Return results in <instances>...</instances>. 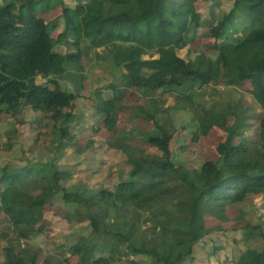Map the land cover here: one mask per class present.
Listing matches in <instances>:
<instances>
[{"label":"trees","instance_id":"trees-1","mask_svg":"<svg viewBox=\"0 0 264 264\" xmlns=\"http://www.w3.org/2000/svg\"><path fill=\"white\" fill-rule=\"evenodd\" d=\"M51 1L0 0V116L12 119L17 132L31 111L36 114L30 121L35 143L46 142L55 153L78 146L69 123L77 116L84 75L77 73V92L63 89L60 79L71 73L67 66L82 69L85 51L105 48L121 73L118 82L95 89L96 111L103 115L105 127L115 130L127 90L138 91L142 103L132 107L154 127L145 140L152 150L118 140L117 147L128 150L133 168L112 189L101 187L88 195L68 190L64 184L70 171L52 160L1 167L0 223L5 222L10 232L1 233L6 242L0 264H37L41 258L44 264H71L72 256L78 264H120L121 247L125 255L138 257L130 260L132 264H181L187 257L192 259L195 246L212 230L221 229L208 228L206 216L228 221L229 205L264 192V0H232L228 11L216 15L210 9L203 19L196 3L217 0ZM54 5L60 7L63 25L56 36L51 35L56 21L49 23L39 15ZM238 19L244 25L235 35ZM198 28H205L203 36L213 39L205 47L214 50V56L180 55L178 50L192 42ZM58 44L72 50L57 51ZM37 76L44 81H37ZM244 83H249V92L262 110L253 140L245 135L251 124L240 102L215 109L194 100L210 85ZM105 90L110 92L106 97ZM167 93L177 98L173 110L191 113L189 123L180 127L191 129V140L212 127L222 131L216 159L204 161L200 168L173 160V136L179 129L164 106ZM55 201L68 206L61 215L69 224L87 221L90 234L72 244L47 235L51 228L44 213ZM159 205L163 217L176 225L164 235L140 234V213ZM110 211L132 217L128 228L101 216ZM245 227L257 230L264 239L258 225ZM41 234L46 248L33 243ZM233 264H264V244L261 249H241Z\"/></svg>","mask_w":264,"mask_h":264},{"label":"rangeland","instance_id":"rangeland-1","mask_svg":"<svg viewBox=\"0 0 264 264\" xmlns=\"http://www.w3.org/2000/svg\"><path fill=\"white\" fill-rule=\"evenodd\" d=\"M52 0L50 4L54 3ZM64 3L71 4L72 0H63ZM232 6V0H217L216 2L196 3V9L201 12L203 19L213 9L216 15L228 11ZM60 7L50 6L39 12L49 23L54 22L56 29L51 30V35L56 36L63 29L62 21L58 17ZM54 20V21H53ZM244 23L238 19L235 23V35L240 34V29ZM205 28H198L190 44L178 50V53L186 58H193L197 53L204 52L214 56V50L208 49L205 45H210L212 38L203 36ZM57 51L66 53L71 51L68 45L58 44ZM82 69L79 67L67 66L66 77L60 79L63 89L77 92L76 83L78 74L84 75L83 88L77 100V116L69 123L71 130L76 134L78 146L67 147L58 152H52L47 143H35V132L30 128V121L35 118V113L26 112V122L14 132L13 120L6 114L0 116V168L5 164L18 168L30 163H48L53 161L61 169L68 170L71 176L65 181L68 190L88 195L96 192L101 187L112 189L113 184L121 177H128L133 168L132 161L128 159V150L117 147V141L147 148L146 136L154 131L151 123L143 119V115L132 106L142 103L141 94L133 89H128L123 103V107L118 112L115 130H109L103 122V115L96 111L94 105L95 89L107 85L109 81H119L120 69H116L110 62L105 48H90L85 51L81 60ZM37 81H44L41 76L36 77ZM208 87V86H207ZM249 83H244L238 87L210 85L208 89L202 88L194 100L206 108L222 109L226 103L234 105L236 101L245 107L250 118V124L245 135L248 138H257V128L261 113L260 105L253 99L249 92ZM105 90L104 96L109 95ZM164 106L171 110L172 124L179 129L173 136L172 149L173 160L178 164H184L189 168H200L204 161L216 159L217 144L223 139L220 129L212 127L207 134H201L197 140H191V129H182L181 126L189 123L191 113L185 110H173L177 98L173 94L164 95ZM231 123L233 118L228 117ZM11 134V139L7 137ZM11 141L12 147H9ZM184 145V148L182 146ZM148 151L152 149L147 148ZM130 152V151H129ZM131 153V152H130ZM173 209L170 204L164 205ZM163 206V207H164ZM68 208L60 201H55L44 213L45 219L50 223V233L55 239L66 244L74 243L79 236H88L91 227L87 221L79 224H69L63 217L62 212ZM162 207L155 206L140 213L139 222L141 225L140 234H167L168 229H172L176 223L171 218L163 217ZM228 221L222 222L212 216L205 217L208 228L219 226L221 229L212 230L205 236V239L195 246V255L187 257L181 264H233L234 258L243 248L261 249L264 244L263 237L255 229H246V223L258 225L264 232V192L248 194L243 201L229 205L226 208ZM106 221L127 229L132 217L125 216L121 212H107L101 215ZM0 216V220L2 219ZM115 226V225H114ZM116 227V226H115ZM9 233V226L0 223V261L3 260V247L6 240L1 237V233ZM45 238L38 235L33 239V243L46 248ZM120 264H132L131 259H138L137 256L125 255V248L121 247ZM46 251V249H45ZM71 264H78L77 259L72 256L69 259ZM37 264H44L41 258Z\"/></svg>","mask_w":264,"mask_h":264}]
</instances>
